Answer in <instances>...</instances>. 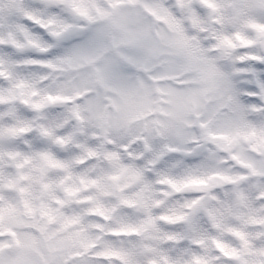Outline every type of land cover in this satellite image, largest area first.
<instances>
[{
  "label": "rangeland",
  "instance_id": "1",
  "mask_svg": "<svg viewBox=\"0 0 264 264\" xmlns=\"http://www.w3.org/2000/svg\"><path fill=\"white\" fill-rule=\"evenodd\" d=\"M138 1L0 0V264H264V157L244 117L264 87V0H218L215 31L204 1L187 20L183 0Z\"/></svg>",
  "mask_w": 264,
  "mask_h": 264
}]
</instances>
